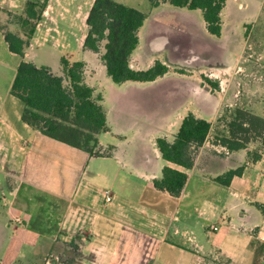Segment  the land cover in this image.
<instances>
[{
	"label": "crops",
	"instance_id": "crops-1",
	"mask_svg": "<svg viewBox=\"0 0 264 264\" xmlns=\"http://www.w3.org/2000/svg\"><path fill=\"white\" fill-rule=\"evenodd\" d=\"M114 1L146 13L147 22L157 10L172 11L168 2L152 7L150 0ZM28 2L45 4L36 36L39 30L86 31L65 58L70 63L85 62L86 83L102 95L109 126L99 136L98 150L102 154L110 147L113 150L111 156H91L23 122L24 105L11 94L19 64L48 66L59 75L61 66L38 64L39 57L29 60V52L24 58L12 53L0 30V264H65L66 260L73 264H209L220 256L230 264H254L252 243H264V159L254 162L245 151L230 152L215 144L211 135L188 170L166 161L157 146L158 138L174 142L189 114L211 122L217 109L214 90L190 74L210 72L193 66L202 58L200 54L191 45L174 42L173 50L188 53L190 62L170 64L168 54L140 59L145 21L130 67L147 71L161 62L169 71L153 82L118 85L105 77L100 57L84 50L95 0H0V10L24 17ZM239 14H246V19L235 23ZM221 17L220 37L211 35L203 22L210 38L232 40L238 34L237 42L229 43L230 68L241 58L244 40L264 30V0H226ZM230 21L235 26L230 27ZM162 36L155 34V38ZM66 41L54 35L46 50L53 57L58 42ZM257 47L259 61L264 62V37ZM160 83L176 84L168 90L173 92L172 103L159 101L154 107L150 100L136 101V114L126 105L108 107L107 89L135 85L140 92L151 93ZM126 94L117 93L123 99ZM165 167L188 176L179 197L154 186ZM241 167L244 171L232 178L230 186L214 181ZM108 192L113 195L111 203L106 202Z\"/></svg>",
	"mask_w": 264,
	"mask_h": 264
},
{
	"label": "trees",
	"instance_id": "trees-1",
	"mask_svg": "<svg viewBox=\"0 0 264 264\" xmlns=\"http://www.w3.org/2000/svg\"><path fill=\"white\" fill-rule=\"evenodd\" d=\"M150 1L152 7L168 2L177 8L200 10L208 32L216 37L221 36V14L226 0ZM44 10L45 4L28 2L24 17H17L22 28L20 32H12L6 27L0 29L5 32L12 53L21 58L26 56ZM8 15L13 16L10 13ZM147 16L136 8L114 0H95L90 10L84 50L100 57L107 75L115 84L153 82L169 71L161 62L147 71H136L130 67ZM60 64V75L48 66L39 67L26 61L19 64L11 94L24 105L23 122L40 130L43 135L83 150L91 156H111L113 147H110L108 153L102 154L98 150L99 136L108 132L109 126L102 95L86 83L85 62L71 64L66 58H61ZM219 123L221 127L215 129L210 121L189 114L183 120L174 142L166 138L157 139L158 149L166 161L189 170L195 165L197 152L212 135L215 144L230 152L245 151L254 162L262 159L261 150L253 151L250 144L264 148L263 117L241 108H233L227 110ZM243 171L244 167L230 170L214 178V181L228 187L232 178L241 175ZM187 179L186 173L165 167L162 176L154 181V186L173 197H179ZM251 248L254 250V264H258L264 243L254 240ZM64 263L73 264V261L66 260Z\"/></svg>",
	"mask_w": 264,
	"mask_h": 264
},
{
	"label": "rangeland",
	"instance_id": "rangeland-1",
	"mask_svg": "<svg viewBox=\"0 0 264 264\" xmlns=\"http://www.w3.org/2000/svg\"><path fill=\"white\" fill-rule=\"evenodd\" d=\"M170 7H172V11L170 12H165L163 10H161V12L157 10L149 16V21H146L147 24L141 34L143 46L141 48L142 50L139 54V58L148 59L152 54H168V57H170V64L187 63L191 61L189 54H177L173 50V45L174 42L180 43L182 46L186 47L191 45L190 49L192 51H196L202 57L194 61L193 66L198 69L207 68L210 71L207 74H201L199 71L195 73L190 72V74L195 75L197 78L199 77L202 83L214 90L213 92L216 98L212 99L215 101L217 108L211 118L214 128L218 129L219 126L221 127L219 120L223 119V115L227 112V110L233 108H241L264 118V62L259 61L258 53L260 48L257 47L262 43L264 30L262 28L260 30H256V32L244 40L245 45L241 58L234 62L232 67L227 68L230 64V60L228 61L227 55L231 47L229 43L234 44L238 39V34L235 35V39H229L230 42L227 38H210L200 12L188 9H179L174 6ZM142 8H147V5H143ZM18 16L19 15L10 16L6 12L0 10V29L2 27H6L7 30L12 32H20L22 28L17 19ZM235 18V23L240 22L241 20L246 19V14H239ZM228 20L229 19H227L226 22H228ZM233 25L234 23H231L230 27ZM175 26L183 28L173 29L172 27ZM228 32H232V30ZM75 33L78 35H75ZM83 33H86V31L62 32L39 30L38 35L36 36L35 32L32 40L30 41V47L27 50V53H30L28 59L33 60L36 57H39L37 60L38 64H49L51 66H56L57 64L59 65L61 58H65V56L69 57L70 54L78 47L77 39L80 38ZM155 34L163 36L162 38H155ZM54 35H61L62 37H65V39L67 38V41L66 44H60L58 42V46H56L57 50L55 51V54H52L53 57H51V53L46 50V47L49 46L50 38ZM24 39H26L25 36ZM153 41L154 44L152 45ZM167 42V46H162V44ZM68 44L72 45L69 46ZM212 49L213 54L210 52ZM72 63L74 62H71V64ZM97 68H100V66ZM103 71L105 77H108L105 68H103ZM172 71L175 73L185 72L184 70L178 69H173ZM61 73L62 72L60 70V74ZM164 86H167L168 88ZM174 87H177L174 83L173 85L160 83L150 90L151 93L149 91L142 93L135 85L122 87L120 90L109 91L107 89L106 94L108 96V107L110 106L113 108L116 105L118 106L122 104L126 105L125 107H128V109L131 107V112L136 114L138 111L135 109V106H133L136 101L142 103L144 100H150L152 101L151 106L154 107L159 101L172 103L173 92H168V90ZM117 93L128 94H126L127 96L123 99L124 97L117 95ZM182 99H184V97H182ZM211 103L213 102L211 101ZM112 115L114 116L115 114L112 112ZM110 119H112L111 116ZM112 120L116 122L115 119ZM123 123L124 121L122 124ZM212 134L215 135V132ZM212 141H214L213 138ZM250 147L253 151H258L260 149L262 158L264 159V148H260L258 144L254 143L250 144ZM0 179L1 181L3 180L1 177ZM209 262V264H212V262L213 264H228L221 256L215 260L211 259ZM258 264H264V251L258 259Z\"/></svg>",
	"mask_w": 264,
	"mask_h": 264
},
{
	"label": "built area",
	"instance_id": "built-area-1",
	"mask_svg": "<svg viewBox=\"0 0 264 264\" xmlns=\"http://www.w3.org/2000/svg\"><path fill=\"white\" fill-rule=\"evenodd\" d=\"M112 201H113V195L110 192L106 193V202L111 203ZM16 220L19 221V219H16ZM217 230H218V227H213V231H217Z\"/></svg>",
	"mask_w": 264,
	"mask_h": 264
}]
</instances>
